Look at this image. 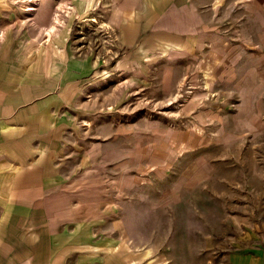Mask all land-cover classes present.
I'll return each instance as SVG.
<instances>
[{
    "label": "rangeland",
    "instance_id": "rangeland-1",
    "mask_svg": "<svg viewBox=\"0 0 264 264\" xmlns=\"http://www.w3.org/2000/svg\"><path fill=\"white\" fill-rule=\"evenodd\" d=\"M117 5L0 0V105L54 134L75 199L23 264H264V90L240 103L200 59L149 55Z\"/></svg>",
    "mask_w": 264,
    "mask_h": 264
},
{
    "label": "crops",
    "instance_id": "crops-1",
    "mask_svg": "<svg viewBox=\"0 0 264 264\" xmlns=\"http://www.w3.org/2000/svg\"><path fill=\"white\" fill-rule=\"evenodd\" d=\"M117 4L116 21L112 20L126 23V41L143 35L149 55L174 47L200 59L207 83L228 88L240 103L262 107L264 0H117ZM23 116L22 111L0 105V264H23V249L37 247L34 233L41 226L46 230L62 224L61 213L75 200L60 186L70 180L59 174L60 166L53 160L54 134L44 138L46 134L24 123ZM237 116L238 127H245L249 117ZM219 118L224 125V117ZM25 256L29 262L32 253ZM260 259L255 257L253 263Z\"/></svg>",
    "mask_w": 264,
    "mask_h": 264
},
{
    "label": "bare ground",
    "instance_id": "bare-ground-1",
    "mask_svg": "<svg viewBox=\"0 0 264 264\" xmlns=\"http://www.w3.org/2000/svg\"><path fill=\"white\" fill-rule=\"evenodd\" d=\"M61 5L63 6V3ZM62 6H61V8H62ZM65 6H66V3H65ZM32 9H34L32 6L27 5L24 10H32ZM58 15H59L58 13H55L52 17V19H53L52 23L48 27H45L46 34L49 36L48 38H51V35L54 33V31L57 30V27H58L57 25L60 24V21H61L60 18L61 17L59 18Z\"/></svg>",
    "mask_w": 264,
    "mask_h": 264
}]
</instances>
